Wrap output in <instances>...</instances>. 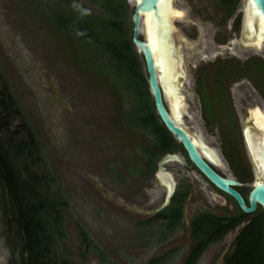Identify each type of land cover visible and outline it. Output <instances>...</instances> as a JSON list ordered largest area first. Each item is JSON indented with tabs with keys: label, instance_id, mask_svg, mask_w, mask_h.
I'll use <instances>...</instances> for the list:
<instances>
[{
	"label": "rangeland",
	"instance_id": "374dc122",
	"mask_svg": "<svg viewBox=\"0 0 264 264\" xmlns=\"http://www.w3.org/2000/svg\"><path fill=\"white\" fill-rule=\"evenodd\" d=\"M73 2L98 10L89 0H0V72L18 97L24 115L42 142L47 167L70 203L64 216V236L56 241L57 253L67 255L75 264H111L102 262L101 252L117 264H145L150 257L175 248L162 264H182L192 244L187 220L199 210L214 211L216 206L210 194L194 195L188 203L189 213L164 239L162 221L137 223L148 217L144 204L156 200L160 193L152 174L141 175L128 167L144 166L141 146L150 143L151 135L124 123L122 115L127 113L130 97L113 83L114 73L106 74L83 64L91 63V57L51 22L50 7L59 4L71 9ZM173 2L186 12L175 19L177 31L173 32L183 52L186 48L181 38L195 40L198 21L210 26L211 38L225 32L231 41L237 40L242 0L225 24L220 22L225 17L220 0ZM127 3L131 15L132 5ZM194 14L197 20L191 16ZM230 51L239 56L235 49ZM249 55L261 58L263 54L251 51ZM199 62L198 58H185L192 86ZM183 89L192 104L187 95L192 89L196 95L194 88L184 83ZM187 112L197 113V109L188 107ZM126 117L131 120L132 114ZM18 121L17 116L13 118L11 127ZM173 166L168 163L169 168ZM79 223L92 239L85 256ZM237 229L238 226L209 244L196 264H222L224 253L232 249ZM9 254L0 233V264H8Z\"/></svg>",
	"mask_w": 264,
	"mask_h": 264
},
{
	"label": "trees",
	"instance_id": "16d2710c",
	"mask_svg": "<svg viewBox=\"0 0 264 264\" xmlns=\"http://www.w3.org/2000/svg\"><path fill=\"white\" fill-rule=\"evenodd\" d=\"M89 1L97 11L76 6L74 2L71 9L57 4L50 7V20L91 57V63L83 64L106 74L113 72L116 79L113 83L129 94L130 105L126 112L132 114V119H128L126 113L122 115L124 123L138 126L150 134L152 140L141 146L144 166L128 167L141 175L152 174L158 157L175 151L178 144L156 113L143 58L131 39L127 0ZM238 1L222 0L228 10L226 15L233 12ZM77 32L84 35L78 36ZM101 58L103 60L99 61ZM0 82V233L9 248L8 264H75L67 255L58 254L55 247L57 238L64 236L63 223L69 200L47 167L42 142L1 72ZM16 116L19 121L11 127ZM185 196L186 193L177 191L167 206L137 223L149 225L161 219L166 229L161 236L167 238L181 223ZM246 215L249 218L236 233L232 249L224 254L222 264H264V211L260 207L251 213L239 209L229 222H222V217L210 211L196 213L189 222L192 244L182 264H196L209 244L234 228L235 221ZM78 226L83 242L82 256H85L92 239L80 223ZM175 250L170 248L154 255L145 264H162ZM101 260L117 264L108 259L105 252H101Z\"/></svg>",
	"mask_w": 264,
	"mask_h": 264
},
{
	"label": "flooded vegetation",
	"instance_id": "af4514ba",
	"mask_svg": "<svg viewBox=\"0 0 264 264\" xmlns=\"http://www.w3.org/2000/svg\"><path fill=\"white\" fill-rule=\"evenodd\" d=\"M220 1L222 3V0ZM224 10L225 17H222L223 19L220 21L224 22L222 24H225L227 18L232 14L226 15L228 10ZM241 13L242 20L239 26V36L235 41H231L229 39L230 36H225V32L223 34L222 32H217L214 38H211L210 26L203 21H198L195 40H189L182 36L181 40H183L186 50L183 52L180 46V50L183 53L182 62L176 61L181 71L174 84L176 85L177 93L179 92L178 94L183 101L182 111L180 112L181 126L193 140L201 157L214 171L223 177L231 178L238 182L237 184H231V186L242 195L248 205L249 192L253 186L257 171L248 140L253 137L252 140H257L254 133L255 130L259 133L264 132V128H260L255 121V114L260 112L264 115V50H256L253 45H245L241 41L243 12L241 11ZM185 15L186 12L183 16ZM191 16L197 20L195 14ZM185 39L193 45L187 47ZM230 49H235L239 56H236ZM251 51H259L263 55L261 58L252 57L249 55ZM224 52H226L225 55H221ZM186 57L198 58L200 61L196 68L193 86L187 73ZM252 70L254 75H252ZM184 83L190 88H194L196 92L195 95L192 89L187 95L189 102H193L192 104L188 103L183 92ZM159 84L164 104L175 118L174 98L171 95V107L170 102L165 98L163 82L159 80ZM188 107L197 109V113H188ZM237 126H239V131H237ZM214 135L215 137L213 138L212 136ZM173 137L178 144L177 148L175 151L165 153H175L180 159H170L164 163L165 170L171 174L174 181L173 193L165 206L170 203L172 196L177 191L186 193L182 205V223L186 213L190 211L188 203L193 196L199 194L207 197L210 194L216 209L214 211L202 209L191 214L187 220L188 225L191 218L200 211H210L222 217V222L231 221L230 217L237 215V211L241 209L235 198L212 183L190 160L182 143L174 135ZM163 154L158 157L156 168L152 173L155 186L160 188L159 196L150 204H144L147 207L146 213H148V217L165 207L159 208L164 200L167 184L163 183L157 176L158 161ZM169 162L175 165L171 167L173 169L168 167ZM259 207L262 209L261 205L256 204L252 212ZM248 218L249 215H246L235 221L236 225L234 228L238 226L236 233ZM157 220L162 221L161 219Z\"/></svg>",
	"mask_w": 264,
	"mask_h": 264
},
{
	"label": "water",
	"instance_id": "95a60500",
	"mask_svg": "<svg viewBox=\"0 0 264 264\" xmlns=\"http://www.w3.org/2000/svg\"><path fill=\"white\" fill-rule=\"evenodd\" d=\"M127 1L132 5L131 39L137 52L143 58L149 90L160 120L176 139L182 143L190 160L212 183L232 195L244 212H252L256 204L261 205L264 210V132L259 133L255 130L254 133L257 140H248L257 171L253 186L249 192V204L247 205L242 195L231 186V184H237L238 182L234 179L221 176L211 168L199 154L189 134L181 126L180 113L176 110V118H174L164 104L159 84V80L163 82L162 78L164 76L162 70L157 67V63L167 64V52L170 55V59L174 61L178 60L179 63L182 62L183 53L180 50V44H175L173 40V32L177 31L175 19L181 18L185 14V11L182 8H177L173 0ZM179 10L183 11L182 15H172V13ZM241 11L243 12L241 41L245 45H253L256 47V50H260V46L264 50V0H242ZM142 18L145 19L144 30L142 27ZM153 33H155L154 36L157 38L154 49L150 46ZM185 42L187 47L193 45L186 39ZM258 42L261 45H258ZM170 159L179 160L180 158L175 153H165L158 161L157 176L163 183L167 184V191L159 208L167 204L174 190L173 178L165 170L164 166V163Z\"/></svg>",
	"mask_w": 264,
	"mask_h": 264
},
{
	"label": "bare ground",
	"instance_id": "6f19581e",
	"mask_svg": "<svg viewBox=\"0 0 264 264\" xmlns=\"http://www.w3.org/2000/svg\"><path fill=\"white\" fill-rule=\"evenodd\" d=\"M182 13L183 12L181 10H179V11H177L175 13H172V15L174 14L175 16L176 15L180 16V15H182ZM147 17L149 18V16H147ZM142 27H143V30H144V28H145V19L144 18H142ZM154 35H155V33L152 34V38H151V41H150V44H151L150 46H151L152 49L155 48L156 43H157V38H155ZM258 45H261V43L258 42ZM260 48L262 49L261 46H260ZM166 55H167V62H166L167 64L163 65L160 62V63H157V67L162 70V74L164 76L162 79H163V87H164V92H165L164 93L165 94V98H166L167 101L170 102L169 104L172 107V104H171V95H172L173 98H174V102H173L174 106H175L176 110L180 113L182 111L181 108L183 107V101H182V97L178 94L179 92L177 93V90L175 88L176 85L174 84V81L177 80L178 74L180 73L181 70L178 67L177 61H174L173 59H170V57H169L170 55H169L168 52L166 53ZM171 114H172V112H171ZM255 119H256L255 121L259 125V127L260 128H264V115L259 112V113L255 114ZM247 136L249 137V135H247Z\"/></svg>",
	"mask_w": 264,
	"mask_h": 264
},
{
	"label": "clouds",
	"instance_id": "9594fccd",
	"mask_svg": "<svg viewBox=\"0 0 264 264\" xmlns=\"http://www.w3.org/2000/svg\"><path fill=\"white\" fill-rule=\"evenodd\" d=\"M77 35L80 36V35H84V33L82 32H77Z\"/></svg>",
	"mask_w": 264,
	"mask_h": 264
}]
</instances>
